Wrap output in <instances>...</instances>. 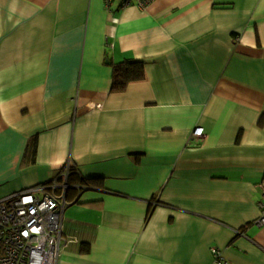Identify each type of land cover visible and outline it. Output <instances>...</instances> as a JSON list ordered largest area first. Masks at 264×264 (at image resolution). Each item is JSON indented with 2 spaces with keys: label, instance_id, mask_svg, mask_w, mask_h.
<instances>
[{
  "label": "crops",
  "instance_id": "1",
  "mask_svg": "<svg viewBox=\"0 0 264 264\" xmlns=\"http://www.w3.org/2000/svg\"><path fill=\"white\" fill-rule=\"evenodd\" d=\"M68 164L101 230L57 264H264V0H0V199Z\"/></svg>",
  "mask_w": 264,
  "mask_h": 264
},
{
  "label": "built area",
  "instance_id": "2",
  "mask_svg": "<svg viewBox=\"0 0 264 264\" xmlns=\"http://www.w3.org/2000/svg\"><path fill=\"white\" fill-rule=\"evenodd\" d=\"M155 0H105V10L112 12L115 3L121 9L136 5L146 11ZM203 127H196L191 139L202 137ZM71 167L48 184L23 189L0 199V264H57L61 252H80L83 245L97 241L101 218L84 204L81 193L68 199ZM62 179V182L59 181ZM259 226L264 224V181ZM219 258L220 253L214 250Z\"/></svg>",
  "mask_w": 264,
  "mask_h": 264
},
{
  "label": "trees",
  "instance_id": "3",
  "mask_svg": "<svg viewBox=\"0 0 264 264\" xmlns=\"http://www.w3.org/2000/svg\"><path fill=\"white\" fill-rule=\"evenodd\" d=\"M129 67L126 66V68H122V67H118L116 68L115 72V82H114V86L115 88H123L127 82H129L132 79H139L143 76V63L141 62H131L128 63ZM132 65H137L139 67V70H137V72L131 68L134 67ZM122 78V79H121Z\"/></svg>",
  "mask_w": 264,
  "mask_h": 264
},
{
  "label": "rangeland",
  "instance_id": "4",
  "mask_svg": "<svg viewBox=\"0 0 264 264\" xmlns=\"http://www.w3.org/2000/svg\"><path fill=\"white\" fill-rule=\"evenodd\" d=\"M119 7V6H118Z\"/></svg>",
  "mask_w": 264,
  "mask_h": 264
}]
</instances>
